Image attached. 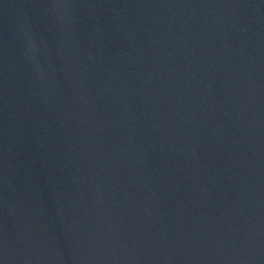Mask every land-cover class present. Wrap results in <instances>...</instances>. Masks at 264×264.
Here are the masks:
<instances>
[{"label":"water","instance_id":"obj_1","mask_svg":"<svg viewBox=\"0 0 264 264\" xmlns=\"http://www.w3.org/2000/svg\"><path fill=\"white\" fill-rule=\"evenodd\" d=\"M0 264H264V0H0Z\"/></svg>","mask_w":264,"mask_h":264}]
</instances>
